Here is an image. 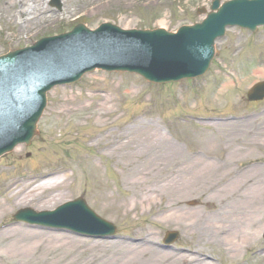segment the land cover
I'll use <instances>...</instances> for the list:
<instances>
[{"label": "rangeland", "instance_id": "374dc122", "mask_svg": "<svg viewBox=\"0 0 264 264\" xmlns=\"http://www.w3.org/2000/svg\"><path fill=\"white\" fill-rule=\"evenodd\" d=\"M38 1L45 3L46 11L42 15L46 18L25 27L26 31H20L13 23L3 24V28L0 24V55L31 45L43 37L68 31L78 23L90 28L112 22L126 29L176 31L182 25L201 21L204 14L199 9L208 12L213 0H61V8L51 5L50 0ZM15 29L18 36L14 35ZM262 80L264 26L255 32L229 27L216 42L212 64L199 77L157 84L129 72L95 70L75 83L54 87L48 92V104L31 142L0 156V195L6 197L10 182H20L46 170L64 169L69 175L64 190L66 198L57 204L52 201L53 206L14 204L8 213L0 216V228L26 224L66 234L82 241L83 247L101 243L99 250L105 253V261L96 264H128L125 249L129 244L154 245L160 250L178 253L195 248V235L188 233L186 226L167 224L162 218L165 212L157 210L167 207L166 214L197 211L198 215H210L220 201L212 198L217 194L215 190L206 188L219 176L198 186L196 194L183 197L171 193L163 187L161 177L147 180L145 175L136 174L145 167L142 150L112 152L103 135L123 127L126 131L133 130L137 122L152 124L182 148L177 160L187 156L192 163L197 155L196 158L229 165L228 168H236L239 174L242 173L236 180L247 182L248 191L255 193L252 186L260 181L262 174L249 176L248 169L264 166V141L260 139H264V101L252 102L247 94L253 84ZM69 99L71 105L65 103ZM220 122L227 125L220 127ZM254 140H260V143L252 144ZM208 154L213 155L212 160L208 159ZM136 179H145L144 185H133ZM152 187L160 189L163 196L146 193ZM146 195L151 196L146 198ZM77 197H83L100 216L114 223L116 235L105 239L84 237L66 229L14 220L19 209L53 210ZM150 201H156L158 205ZM126 202L129 205L137 202V206L127 211L129 205ZM262 215L258 240L245 247L237 260L224 253L220 257L219 249L208 247L205 252L215 258V264H262L264 209ZM169 230L178 231L179 238L165 246L163 238ZM147 236L154 242H146ZM66 240L68 238H60L56 243ZM0 251L6 253L5 247ZM70 251V248L53 251L49 257L42 254L47 260H29L25 264H87L91 256L96 255L93 251L92 255L71 251L61 261L57 259ZM0 264L23 263L3 258Z\"/></svg>", "mask_w": 264, "mask_h": 264}, {"label": "bare ground", "instance_id": "6f19581e", "mask_svg": "<svg viewBox=\"0 0 264 264\" xmlns=\"http://www.w3.org/2000/svg\"><path fill=\"white\" fill-rule=\"evenodd\" d=\"M38 2V0H0V24L2 28L3 24L13 23L14 27L17 25L20 27V31H26L25 27L34 22H39V20H44L46 17L42 14L45 13L46 6L45 3L39 4ZM14 35H19L17 29H15ZM65 103L71 105L70 99L69 102L66 100ZM225 125L227 124H223V122L219 124L220 127ZM134 126L133 130L130 131H126V127H123L116 132L109 131L103 136L108 139L106 146L111 148L112 152L132 149L143 151L145 167L137 170L136 174L145 175L147 180H156L161 177L164 181L163 187L169 189L171 193L183 197L196 194L198 186H202L212 178L219 176L206 189L215 190L217 194L212 198L219 199L220 203L216 210L208 216L198 215L197 211H173L166 214L167 207L159 208L158 212H165L162 218L167 224L186 226L185 230L195 235V248L178 253L174 250H160L154 245L142 247L129 244L126 245L125 249L128 256L127 263L215 264V258L205 252L208 247L219 249L220 257L224 253L227 257L237 260L243 249L255 243L259 237L258 227L262 223V211L264 209V167L248 169L249 176L255 177L262 174L260 181L252 186L255 193H251L248 191L247 182L236 180L238 176L242 175V173L237 172L236 168H228L229 165L196 158L197 155L193 158L196 159L195 162L192 159V163H189L191 160L187 156L177 160L176 157L180 155L182 148L173 144L166 133L161 132L152 124L145 125L142 122H137ZM138 127H142L140 131L137 130ZM260 139L264 141L263 138ZM251 143H260V140H254ZM195 154L200 155V153ZM211 156L213 155H207L209 160H212ZM61 173H64V169L46 170L37 175L27 176L20 182H10L5 191L6 197L3 198V195H0V216L8 213L17 203H36L43 207L48 204L53 206L63 201L66 198L64 190L68 186L69 175ZM61 176L65 178L60 180ZM144 183L145 179H136L133 185L140 187ZM146 193H151L153 196H163V192L154 187L148 188ZM150 196L146 195L145 197L149 198ZM150 202L153 204L156 201ZM136 203L129 205L126 202L129 205L127 211L134 209L137 206ZM154 205L157 206L158 203ZM5 227L4 229L0 228V248L5 247L6 253L0 251V260L10 258L23 264L29 260L41 262V260L46 259V256H51L49 254L53 251L70 248L74 253L81 251L92 255L94 252L96 255L91 256L87 264L105 261V253H100L99 250L101 243L83 247L85 244L82 241L66 234L52 233L26 224L11 227L7 225ZM64 237L68 240L60 244L56 243ZM145 241L154 242L149 239V236ZM71 251L57 259L61 261L62 258L68 257L72 253ZM42 254L46 256L43 257ZM106 263L110 264V262Z\"/></svg>", "mask_w": 264, "mask_h": 264}, {"label": "water", "instance_id": "95a60500", "mask_svg": "<svg viewBox=\"0 0 264 264\" xmlns=\"http://www.w3.org/2000/svg\"><path fill=\"white\" fill-rule=\"evenodd\" d=\"M214 8L218 11L202 24L184 26L177 35L160 30L124 31L112 25L93 32L80 25L72 33L0 57V155L17 143L30 141L46 105V92L54 85L76 80L94 67L134 70L155 80L199 73L207 68L214 39L224 33L226 25L255 29L264 23V0H235L222 7L216 0ZM263 96L264 82L249 93L251 99ZM16 218L87 235L105 236L115 230L83 199L52 212L24 210Z\"/></svg>", "mask_w": 264, "mask_h": 264}]
</instances>
